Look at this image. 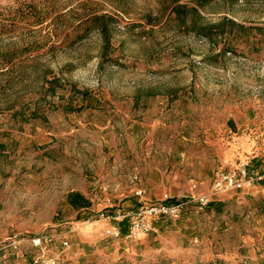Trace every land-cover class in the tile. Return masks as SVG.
Listing matches in <instances>:
<instances>
[{
  "label": "rangeland",
  "instance_id": "374dc122",
  "mask_svg": "<svg viewBox=\"0 0 264 264\" xmlns=\"http://www.w3.org/2000/svg\"><path fill=\"white\" fill-rule=\"evenodd\" d=\"M179 2L0 0V264H264V0Z\"/></svg>",
  "mask_w": 264,
  "mask_h": 264
},
{
  "label": "trees",
  "instance_id": "16d2710c",
  "mask_svg": "<svg viewBox=\"0 0 264 264\" xmlns=\"http://www.w3.org/2000/svg\"><path fill=\"white\" fill-rule=\"evenodd\" d=\"M180 0H171V4H170V7L172 8V11L175 12V16L176 17H180L181 16V13H182V10H187L188 7L186 5H183L182 3L179 2ZM198 2H202L204 0H197ZM189 10L193 11V14L195 15V18H193V23H192V27L193 29H195L196 33L198 35H201L203 37H206L210 40H212V36H211V31L213 29H216L219 26L218 25H213V24H202L201 22H198L197 18L199 17V11L197 8L195 7H189ZM108 16L107 15H104V14H101L98 18L96 19H100V20H104L105 18H107ZM102 21H100V24L98 26H96L98 29H102L103 30V26H104V23H101ZM235 24V23H233ZM105 27V26H104ZM196 27V28H195ZM92 28H95V26H91V29ZM88 29L90 28H85L83 29V34H77L76 38L74 39L73 42L79 40V39H82L84 37V35L86 33H88Z\"/></svg>",
  "mask_w": 264,
  "mask_h": 264
},
{
  "label": "built area",
  "instance_id": "2783aa9c",
  "mask_svg": "<svg viewBox=\"0 0 264 264\" xmlns=\"http://www.w3.org/2000/svg\"><path fill=\"white\" fill-rule=\"evenodd\" d=\"M241 181L240 179H236L230 174H221L218 176L217 180L215 181V188L216 189H223L225 187H240Z\"/></svg>",
  "mask_w": 264,
  "mask_h": 264
}]
</instances>
